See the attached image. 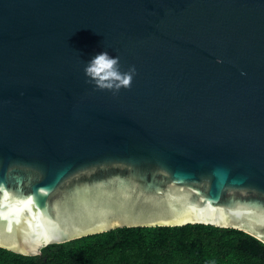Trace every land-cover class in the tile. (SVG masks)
Segmentation results:
<instances>
[{
    "label": "water",
    "instance_id": "1",
    "mask_svg": "<svg viewBox=\"0 0 264 264\" xmlns=\"http://www.w3.org/2000/svg\"><path fill=\"white\" fill-rule=\"evenodd\" d=\"M186 224L264 244V0H0V247Z\"/></svg>",
    "mask_w": 264,
    "mask_h": 264
},
{
    "label": "trees",
    "instance_id": "2",
    "mask_svg": "<svg viewBox=\"0 0 264 264\" xmlns=\"http://www.w3.org/2000/svg\"><path fill=\"white\" fill-rule=\"evenodd\" d=\"M0 264H264V244L209 224L117 227L49 244L36 255L0 247Z\"/></svg>",
    "mask_w": 264,
    "mask_h": 264
}]
</instances>
